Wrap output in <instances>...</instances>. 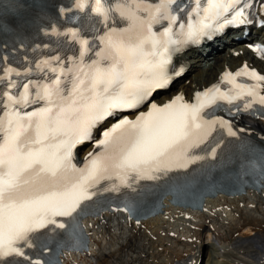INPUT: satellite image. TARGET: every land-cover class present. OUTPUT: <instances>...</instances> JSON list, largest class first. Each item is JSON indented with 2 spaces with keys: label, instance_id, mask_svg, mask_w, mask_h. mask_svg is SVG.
I'll use <instances>...</instances> for the list:
<instances>
[{
  "label": "snow or ice",
  "instance_id": "1",
  "mask_svg": "<svg viewBox=\"0 0 264 264\" xmlns=\"http://www.w3.org/2000/svg\"><path fill=\"white\" fill-rule=\"evenodd\" d=\"M176 4L74 0L77 11L104 25L99 47L80 29L57 33L80 46L79 56L69 58L70 66L53 57L42 62L43 68L36 67L54 76L22 84L9 79L0 90V264H21L16 258L26 264H60L63 252L86 250L79 222L105 193L121 194L123 207L114 210L135 215L146 187L141 181H159L209 156L216 159L220 143L213 146L209 138L217 127L237 137L231 123L215 116L223 105L230 114L232 107L264 112V75L247 65L234 74L224 73L222 83L230 85L226 91L213 85L197 92L191 103L183 96L163 105L151 102L157 90L168 88L180 74L170 69L175 53L229 26L250 23L248 10L254 6L250 0H193L184 20ZM4 27L0 13V29ZM252 51L264 59V45H253ZM4 73L0 83L9 74L21 75L12 68ZM32 105L40 106L28 111ZM143 106L147 111L134 119L121 116ZM110 118L115 123L105 127ZM86 142H92L93 150L78 166L76 149ZM243 150L256 153L253 168L264 180V149ZM49 244H55V250L47 258L25 250L52 252Z\"/></svg>",
  "mask_w": 264,
  "mask_h": 264
},
{
  "label": "bare ground",
  "instance_id": "2",
  "mask_svg": "<svg viewBox=\"0 0 264 264\" xmlns=\"http://www.w3.org/2000/svg\"><path fill=\"white\" fill-rule=\"evenodd\" d=\"M225 46H223L224 48ZM212 55V54H211ZM210 56V55H208ZM220 56V55H219ZM212 59H214L215 62H222V63H218L215 65V62L213 64L210 63V65L208 66V68L212 69L215 73V75L218 73L219 70H223L224 65L226 64L225 62H234L237 61V59L233 60H227L224 58V56L217 57L214 56ZM205 69H207L205 66L200 67V66H191L190 67V73L188 75L187 78H185L184 80L181 81V85L178 88L177 93H180L181 95L184 96H188L191 95L195 90H200L205 86L206 81L210 78V76H208L206 80L202 79L201 76L204 74L203 71H206ZM192 73V75H190ZM203 73V74H202ZM209 73V72H208ZM211 73V72H210ZM203 77V76H202ZM205 77V76H204ZM203 77V78H204ZM189 78V79H188ZM189 80V82H185V80ZM175 92L171 93V94H175ZM241 126H243L247 132L255 134V135H262L264 136V122L261 120H252V121H246V120H241L240 121ZM92 145H89L86 147V149L83 151V155L88 153L91 149H92ZM246 193H248V196L246 197L245 195L242 196H234V197H227L226 195H220L218 194L216 198L213 199H207L205 201V204L207 205L208 208L211 207H215L216 205H221V207L216 210V212L212 213V217L209 215H205L203 213H199L198 211H191V208H181L182 211H189V214L187 215H192V219L194 220L189 221V223H192L193 225L197 226V228H205V226L203 225L202 219L203 221H206L207 219H211V225L214 226L215 228L220 224L222 227L220 228V230H222L223 227H226V223L229 222L230 226L232 225L231 222H233V217L236 216V213H250L251 209L250 208H254L252 206H250V203H257L260 201H264L263 197H258L256 194L254 193L252 190H248ZM262 195H264V189L261 190ZM246 197V198H245ZM170 198H166L163 202V209L167 210L166 214H169V217L174 214H177V212L175 210H178L180 208L177 207H172L170 205ZM249 200L246 203L243 202V200ZM243 202V203H240ZM245 205V207H243V209H241V205ZM260 207L264 208V202L259 203ZM224 205H227L225 207H223ZM249 205V206H248ZM248 206V207H247ZM218 207V206H217ZM228 207V208H227ZM258 207V208H260ZM256 210L258 209L257 206L255 207ZM191 212V213H190ZM182 213V212H181ZM107 215H110L108 213H106ZM115 216L111 217L110 219H112V221H115V223L117 225H120L121 227H125L129 232V237L131 236V238L128 239L127 242H130V244L132 245L135 241H137V238L146 240L148 238H150L151 240H156L158 241H163L162 239L166 240V238L168 239V237H165V235H158L159 233L161 234L163 231L166 233V229L164 228V225L166 224V221H164L162 215H157L156 217L147 220L146 222H144V230H138L136 226H133L131 224V222H128L126 219V215L122 214V212H117L116 214L113 213ZM117 215V217H116ZM230 217H229V216ZM165 216V215H164ZM110 217V216H108ZM178 220L176 221L177 226L183 225V231L179 232L181 235H183L184 237H187L190 233H191V229L189 227L185 226V223L187 221H185L183 219V217H181L180 215H177ZM198 217H200V221L197 219ZM118 218L123 219V223H121L120 221H118ZM92 219V220H91ZM93 218L92 217H88L85 219V225L86 228L88 230V226H89V222H93ZM97 222V221H95ZM183 224H181V223ZM209 222V224H210ZM131 226H129V224ZM168 223V222H167ZM170 225L172 223H169ZM228 225V224H227ZM168 226V225H167ZM106 228V227H105ZM111 229V228H110ZM167 229L169 230L170 227H167ZM264 228L261 227L260 224H256L253 223L252 221H250L249 219H243L236 227L233 233H235L236 237L233 238H227L226 240H223L220 247H218L217 252L216 253H220V256H218V258L221 260L219 261V264H231V263H235L233 262L234 260H241L243 261L244 264H260V261H262L264 258V254H262V246L264 243ZM105 230V229H104ZM146 230H149L150 233H148ZM175 230L177 231L176 227ZM108 231V230H107ZM105 230V232H102L101 230H96L94 232V237H90V245H89V253L90 255L86 254V255H81V254H76L74 252H63L64 253V263L68 262V264H87L89 263L90 260H92L94 257H96L98 254L97 253V247L100 249V243H103L104 241L107 240V237L111 236V234ZM193 231V230H192ZM146 234L143 235L142 234ZM193 234H195V232H192ZM105 236V237H104ZM142 236V238L140 237ZM198 238L200 237V235L197 233ZM97 238L99 241H95L94 239ZM211 238V232L210 230L207 232L206 234V240L207 241H202V240H198V243L196 245V247L194 249H196V254L192 255L190 257V260H196L197 256L199 257V255H203V251H205V247H207L210 242H208ZM139 239V240H140ZM111 240V237H110ZM168 241V240H167ZM166 241V242H167ZM170 241H172V239H170ZM174 242V241H173ZM171 243V242H170ZM177 245L180 246L178 248L179 252L177 253L178 259L176 260V262L173 260V263L171 262V264H179L178 262H180L181 260V264H186V258L182 257V253L183 252H188V250L191 247V244L187 243L186 241L181 242V241H176ZM100 244V245H99ZM216 248V247H215ZM101 252V251H100ZM84 254V253H82ZM103 255V254H102ZM100 255H98L99 257ZM63 257V258H64ZM98 259V258H97ZM100 260V259H99ZM213 264H218V259H217V263H213ZM264 264V261L263 263Z\"/></svg>",
  "mask_w": 264,
  "mask_h": 264
},
{
  "label": "rangeland",
  "instance_id": "3",
  "mask_svg": "<svg viewBox=\"0 0 264 264\" xmlns=\"http://www.w3.org/2000/svg\"><path fill=\"white\" fill-rule=\"evenodd\" d=\"M203 72L204 74L202 73L203 74L202 76L203 77L205 76L204 78H207L208 76H212L215 74L213 73L212 69ZM190 75H192V73ZM203 77L201 78L204 79ZM188 79L187 81H189ZM243 202L246 203L247 201L243 200ZM259 203H261V201L251 205L254 208H250L251 212L249 214L244 212L236 213L237 215L233 217L234 220L233 222H231L232 224L231 226L230 223L228 222V225L226 224V227H223L222 230H220V228L222 227L220 224L216 227L215 235H214L215 241L213 242L211 241V243L207 247H205V251H203L205 253L203 254L202 257V264H213L215 262L217 263V259H218V264L220 263L219 262L220 259L216 258L217 253L215 250V244L216 247H218L221 245L223 240H226L227 238L236 237L235 236L236 234L233 232L235 230V227L243 219L245 218L249 219L253 223L256 224L258 223L261 225L262 228H264V208L260 207ZM256 206L257 208L258 207L260 208L256 210L255 208ZM243 207H245L244 204L241 205L240 208L243 209ZM198 220H200V217H198ZM98 229L101 230L102 232L108 230L107 233L109 232L111 234L110 236L111 240L110 237L108 236L106 241L100 243L101 245L100 244L99 245L101 252L97 247L96 250L98 253L96 254L97 256L94 257L92 260H90L89 263L87 264H171V262L173 263V260L175 261L176 259H178L176 257V254L179 252L178 248L180 246L176 244L175 242L176 239L171 238L172 241H170L166 238V240L162 239L163 241L157 242L156 240H151L150 238L144 241L143 239L137 238V241H135L131 245L130 242H127L128 239L131 238V236L129 237L130 231H128L123 226L121 227L120 225H117L115 221H111V220L109 221L108 218L106 217L102 222V224L99 225ZM140 230H142V228ZM143 235L146 234L143 233L142 236ZM142 236L140 237L142 238ZM166 243L169 245H165ZM192 249H193V245L191 244V247L188 250V252H183L182 254H189L191 253ZM262 254H264V243L262 246ZM98 255L100 256L98 257Z\"/></svg>",
  "mask_w": 264,
  "mask_h": 264
}]
</instances>
